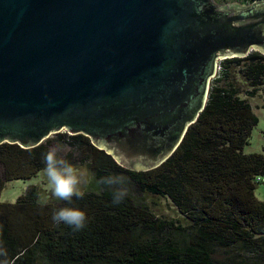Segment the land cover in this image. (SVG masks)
Masks as SVG:
<instances>
[{"label":"water","instance_id":"95a60500","mask_svg":"<svg viewBox=\"0 0 264 264\" xmlns=\"http://www.w3.org/2000/svg\"><path fill=\"white\" fill-rule=\"evenodd\" d=\"M252 50L264 0H0V144L82 134L123 167L156 168L219 61Z\"/></svg>","mask_w":264,"mask_h":264},{"label":"trees","instance_id":"16d2710c","mask_svg":"<svg viewBox=\"0 0 264 264\" xmlns=\"http://www.w3.org/2000/svg\"><path fill=\"white\" fill-rule=\"evenodd\" d=\"M236 74L249 86L247 96H254L264 84V54L252 50L219 61L198 119L174 153L150 170L121 166L82 134H54L74 151V162L90 166L96 182L126 176L128 195L114 204L113 189L97 183L99 190L71 204L54 199L41 206L40 188L28 185L16 202L0 201L6 252L0 264H264V202L254 194L264 176V151H243L258 118L241 98ZM52 144L51 138L30 148L0 144V194L5 182L43 170ZM135 193L168 198L182 220L158 216ZM64 206L86 211L87 227L74 232L55 224L53 211Z\"/></svg>","mask_w":264,"mask_h":264},{"label":"clouds","instance_id":"9594fccd","mask_svg":"<svg viewBox=\"0 0 264 264\" xmlns=\"http://www.w3.org/2000/svg\"><path fill=\"white\" fill-rule=\"evenodd\" d=\"M44 173L50 187V194L57 201H64L71 204L74 198H83L85 188L92 180V175L86 167L76 166L70 163L61 154V149L53 146L44 155ZM134 166V165H133ZM98 184L107 186L112 191L114 204L121 203L128 195L127 177L124 175L109 174L101 177ZM38 203L45 206L49 203L48 195H41ZM52 221L59 225L64 224L74 232H79L87 227L88 216L86 211L77 208L64 206L53 211ZM0 256H6V252L0 247ZM7 264V261H4Z\"/></svg>","mask_w":264,"mask_h":264},{"label":"rangeland","instance_id":"374dc122","mask_svg":"<svg viewBox=\"0 0 264 264\" xmlns=\"http://www.w3.org/2000/svg\"><path fill=\"white\" fill-rule=\"evenodd\" d=\"M217 1L218 3L221 4L234 2L233 0H217ZM235 79L241 90V94H240L241 98L248 100L250 106L252 107L253 112L258 118V123L252 129L251 136L249 139V144H247L244 147L243 151L245 154L263 153L264 151V84L260 87V89L257 91V93L254 96L249 97L246 94V91L249 90V86L247 85L246 81L239 74H236ZM50 138L53 140L52 145L60 148L61 154L63 156L72 154V158L68 159L70 163L76 166L86 167L91 173L92 180L84 190L85 191L99 190V186L95 180L94 174L90 166L87 164H79L74 162L75 161L74 159L76 157L74 151L71 148H69L68 145L66 144L60 145L59 143H57L56 141L58 140V138L56 135L53 134L51 135ZM43 170L39 171L36 176L30 179H25V180L16 179L5 182L4 188L0 194V201L10 202V203L16 202L18 197L25 191L28 185H37L40 188L41 195H48L49 201L54 200V198L51 197L50 187L47 183V178ZM254 194L257 199L264 202V176H260V180L256 182V188L254 190ZM134 195L139 199V201L146 204L158 216L182 220V216L179 214L175 206L168 198H163L153 195H145V194L139 195L137 193H135Z\"/></svg>","mask_w":264,"mask_h":264},{"label":"built area","instance_id":"2783aa9c","mask_svg":"<svg viewBox=\"0 0 264 264\" xmlns=\"http://www.w3.org/2000/svg\"><path fill=\"white\" fill-rule=\"evenodd\" d=\"M219 69V63H218V67H217V70ZM258 180H260V178L258 179Z\"/></svg>","mask_w":264,"mask_h":264}]
</instances>
